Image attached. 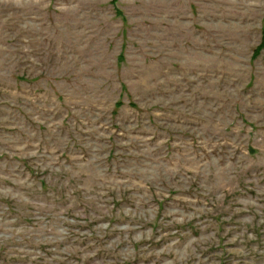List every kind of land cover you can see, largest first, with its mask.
<instances>
[{
	"label": "rangeland",
	"instance_id": "rangeland-1",
	"mask_svg": "<svg viewBox=\"0 0 264 264\" xmlns=\"http://www.w3.org/2000/svg\"><path fill=\"white\" fill-rule=\"evenodd\" d=\"M264 0H0V264H264Z\"/></svg>",
	"mask_w": 264,
	"mask_h": 264
},
{
	"label": "trees",
	"instance_id": "trees-1",
	"mask_svg": "<svg viewBox=\"0 0 264 264\" xmlns=\"http://www.w3.org/2000/svg\"><path fill=\"white\" fill-rule=\"evenodd\" d=\"M261 52H264V34L262 35V39L259 45L253 51V57L254 58L258 57L261 54Z\"/></svg>",
	"mask_w": 264,
	"mask_h": 264
}]
</instances>
